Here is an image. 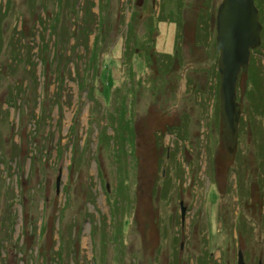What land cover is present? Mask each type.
<instances>
[{"label":"rangeland","instance_id":"obj_1","mask_svg":"<svg viewBox=\"0 0 264 264\" xmlns=\"http://www.w3.org/2000/svg\"><path fill=\"white\" fill-rule=\"evenodd\" d=\"M222 2L0 0V264H264V0L234 155Z\"/></svg>","mask_w":264,"mask_h":264},{"label":"water","instance_id":"obj_2","mask_svg":"<svg viewBox=\"0 0 264 264\" xmlns=\"http://www.w3.org/2000/svg\"><path fill=\"white\" fill-rule=\"evenodd\" d=\"M216 31L223 137L229 154L234 155L242 118V105L238 102L239 79L242 73H248L251 55L262 44V24L255 0H223L217 14ZM60 179L57 180L58 191ZM185 212L186 208L182 207V218ZM238 255V264H247L243 252L239 251Z\"/></svg>","mask_w":264,"mask_h":264},{"label":"trees","instance_id":"obj_3","mask_svg":"<svg viewBox=\"0 0 264 264\" xmlns=\"http://www.w3.org/2000/svg\"><path fill=\"white\" fill-rule=\"evenodd\" d=\"M10 1V0H9ZM34 10H32L31 12H33ZM52 27V26H51ZM179 35H178V39L179 40H182V33H180L181 31H182V28H183V25L180 23L179 24ZM60 35H62L61 34V32H60V34L57 32V31H53V33H52V36L54 37V38H57V41L56 42H58V43H56L57 45L60 43V40H59V38H60ZM56 45V46H57ZM181 47H180V43H178V45L176 46V53H175V55L173 56V55H167L166 56V58L168 59L167 61H168V63H169V65H168V67L170 66H173V63H174V59L176 58V57H179L180 56V54L182 53L181 52ZM132 55V54H131ZM130 55V56H131ZM132 63V57H130L129 58V64H131ZM128 64V65H129ZM146 68L147 69H149V66H146ZM214 78V80H216V81H218V86L216 87V90H218V88H219V85H220V75H219V72H218V60H216L215 59V68H213V73H212V79ZM214 85V84H213ZM253 85H254V91H251V95H250V97H249V102H250V105L252 106V114H251V116H253V114L254 113H256V114H258L259 112H260V110L262 109V100L264 99V93L262 92V90H261V88H260V86L261 85H257L256 83H253ZM259 88V89H258ZM212 89H215V87L214 88H212ZM215 92H217L216 94L218 95V91H215ZM256 97H255V96ZM219 96V95H218ZM252 96H254V98L252 97ZM255 105V106H254ZM120 109L121 108H119L118 109V111H116V113L117 114H121L120 116L121 117H123L125 114H126V110H125V108L123 109L122 108V112L120 111ZM253 110H255V112L253 113ZM219 114H220V112H219ZM131 121V120H130ZM128 121L127 120H125L123 123H121L122 125H121V128L119 127V129H120V131H122L121 132V134H120V136L121 137H125V134H126V132L128 133V130H129V127L126 125V126H123L125 123H127ZM241 125H242V123H241ZM124 127H126V130H125V128ZM184 127L186 128V125H184ZM131 129V128H130ZM134 135H132V137H133ZM133 143V145H134V142H132Z\"/></svg>","mask_w":264,"mask_h":264}]
</instances>
